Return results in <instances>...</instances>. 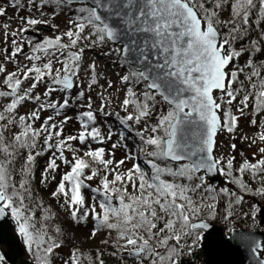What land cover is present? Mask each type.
I'll return each mask as SVG.
<instances>
[{
	"label": "snow or ice",
	"instance_id": "snow-or-ice-1",
	"mask_svg": "<svg viewBox=\"0 0 264 264\" xmlns=\"http://www.w3.org/2000/svg\"><path fill=\"white\" fill-rule=\"evenodd\" d=\"M5 4L0 17L10 7L8 19L20 26L0 25V220L13 222L33 264H56L65 244L62 228L49 234L57 213L38 196L62 165L51 199L74 224L92 221L90 239L107 238L90 254L72 245L60 264H196L224 202L225 222L239 215L264 224V204L243 209L247 194L264 198V146L259 158L241 153L239 166L234 154L217 155L221 134L243 131L241 118L261 129L242 139L264 144V0ZM41 25L53 34L40 36ZM30 30L35 38L24 36ZM104 58L111 66L101 70ZM73 120L76 134L64 135ZM229 148L235 153L237 144ZM217 175L229 186L214 185ZM232 241L249 264H264L256 233L233 226L224 243Z\"/></svg>",
	"mask_w": 264,
	"mask_h": 264
},
{
	"label": "trees",
	"instance_id": "trees-1",
	"mask_svg": "<svg viewBox=\"0 0 264 264\" xmlns=\"http://www.w3.org/2000/svg\"><path fill=\"white\" fill-rule=\"evenodd\" d=\"M243 60L244 58H241V64H243ZM243 78V77H241ZM0 102H3V98H0ZM69 115H74V111H69L68 113ZM74 123L77 125V128L79 127V125L76 123L75 120L71 121L68 125L65 126V133L64 135H69V134H76V130L77 128L75 127L74 130ZM35 126H39V122L35 125ZM77 142H74V146L76 145ZM93 147H96L95 144H93ZM66 155H68L69 159L71 158V154L70 153H66ZM123 157V151L122 150H118L116 152V158L117 159H121ZM48 155L46 154L43 157H39L37 160V165L34 169V175L36 177V179L33 181V183H38L39 181V176H40V172L43 170V167L46 165V161H47ZM142 164V161H140ZM242 161H235L236 166H239V164ZM132 164V161L127 162L126 166L124 167L123 170H125V168L127 166H130ZM19 166V165H18ZM146 170H148L146 168V166H144ZM66 170L65 167L62 165L61 166V170L60 172L57 174V181L59 180V176L63 173V171ZM245 180L249 183H252L254 187H260V184L258 181H252L250 176H245ZM56 182H52L47 188H44V186H40L39 191H38V196L39 198H42L44 200L45 206L47 207L49 204L52 205V210L53 212L57 213V217L58 218H54V220L50 223V231L49 234L50 235H57L52 229H54L55 227H60L64 230L65 235L64 236H59V239H62L65 241L64 247L62 249V251L60 252V254L57 256L56 258V264H60V259L64 256V254H66L69 249L72 247V245H75L77 248H81L83 250V252L85 254H90L91 252H94L96 250L97 247L100 246V240L101 239H105L107 238L106 235L102 232L100 233L95 239H90V229L92 228V221L89 220V222L85 225V224H81V225H76L71 221V218L69 215H67L62 209L59 208L58 205L55 204V201H53L49 195V193L54 190L55 188V183ZM96 183H98V180L96 181ZM232 187L234 188L235 185H232ZM235 190L236 187L234 188ZM84 194L86 197H88L90 199L91 197V193L85 189L84 190ZM253 198L251 194H247L245 197V203L243 205V209L244 211H248L249 207L246 206V204L248 203L247 201L249 200L250 202H258V203H262L264 202V198H261L259 196L254 197L255 200L251 199ZM248 199V200H247ZM262 200V201H260ZM260 201V202H259ZM226 202L223 203V206L220 207V213L217 215V217L212 220L215 223H221L222 226H224V220L222 218L221 221V217L223 215V211H224V204ZM239 211V210H238ZM41 215L40 212H37V217L39 218V216ZM219 218V219H218ZM236 219V225L240 224L241 226L244 227H248L251 226L253 224V221L248 219L245 220L243 219V217L237 215L233 217V220ZM252 222V223H251ZM23 245V244H22ZM87 246V247H86ZM24 247V246H23ZM25 249V248H24ZM111 250V248H109V251ZM26 252V250H25ZM26 254L28 255L29 258H31L30 254L26 252ZM32 259V258H31ZM86 264V262H85ZM108 264H116L115 258H112L108 261Z\"/></svg>",
	"mask_w": 264,
	"mask_h": 264
},
{
	"label": "water",
	"instance_id": "water-1",
	"mask_svg": "<svg viewBox=\"0 0 264 264\" xmlns=\"http://www.w3.org/2000/svg\"><path fill=\"white\" fill-rule=\"evenodd\" d=\"M41 31L53 34V31L48 27L40 26ZM35 38V37H33ZM220 176L217 175L212 183L218 185ZM261 204V203H260ZM260 218L258 217V220ZM212 228L207 230L211 234L205 240V250L199 253V262L203 264H249L247 253L242 248H238L234 241L224 243L228 234L225 235L223 228L215 223H212ZM264 223V221H262ZM248 232V231H238ZM258 238L264 240V232H254ZM4 248V250L2 249ZM0 254L5 255L7 264H31L22 261V257L27 256L22 242L15 232L14 224L10 220H0Z\"/></svg>",
	"mask_w": 264,
	"mask_h": 264
},
{
	"label": "rangeland",
	"instance_id": "rangeland-1",
	"mask_svg": "<svg viewBox=\"0 0 264 264\" xmlns=\"http://www.w3.org/2000/svg\"><path fill=\"white\" fill-rule=\"evenodd\" d=\"M0 2H5L4 0L3 1H1L0 0ZM4 6H6V7H8V5H6L5 3L3 4ZM23 13V12H22ZM11 16H13V12L11 11V8L9 7V10H8V17H11ZM8 17H0V22L3 24V23H9L10 24V26H11V28L13 29V30H15L16 28H18L19 26H20V21L19 20H17V19H12V20H9L8 19ZM55 23H57V24H59L60 25V30L61 31H63V30H65V23H66V21H65V19L63 18V17H61L60 19H57L56 21H55ZM55 34H59L58 32L57 33H55ZM46 35V34H45ZM0 40H2V36H0ZM87 55H88V57L89 58H92V59H96L97 58V56L94 54V51L93 50H87ZM23 58L21 57V60H22ZM106 64H108L109 66H111L110 65V62L109 61H107V59L106 58H104L101 62H100V65H99V67H100V69L101 70H105V65ZM8 67H9V69L10 70H12V69H14V65H11V64H9L8 65ZM40 91H42V86H41V88L39 89ZM219 93H217V95H218ZM29 107H31V105H29ZM25 112H26V109L25 108H21L20 110H19V113L20 114H25ZM49 113H43L42 114V116H46V115H48ZM222 115V114H221ZM251 117H248V118H241V120H240V127H241V129L243 130V131H240V132H238L237 134H234V138H233V136H230L229 134H227V133H223V134H221L220 136H219V140H218V142L219 143H222L223 144V148L222 149H218L217 150V155H220V154H222V152H227L229 155H232V154H234L235 156H236V159L238 158V157H241V158H243L242 156H241V153H243L244 154V156H246L247 158H249L250 160H252V158H253V153H255L256 154V158H259V153H258V146H264V144H260L259 142H257V144L256 145H252V146H249V142H246V141H244L243 139H242V137L245 135V134H247L248 136H250V137H252V136H254L257 132H259L261 129L259 128V126L257 125V126H252L250 123H249V119H250ZM38 123V122H37ZM75 127L77 128V125L74 123V130H75ZM231 143H236L237 144V150H236V152L235 153H231V151H230V148H229V146H230V144ZM253 162H254V160H253ZM133 163V162H132ZM128 167H131V165L130 166H127L126 168H125V170L128 168ZM220 176V175H219ZM218 187H223V186H229V185H227V183H226V178L225 177H223V176H220V178H219V180H218ZM232 187V186H231ZM233 188V187H232ZM235 188V187H234ZM233 188V190H235ZM251 199H253V200H255V198H251ZM248 200V199H247ZM260 201H262V200H260ZM259 201V202H260ZM248 203L246 204V206L247 207H249V204H251L252 202H250L249 200L247 201ZM261 204H264V202H262ZM223 206V203L220 205V207H222ZM222 218H223V215H222V217H221V221H222ZM219 219V218H218ZM258 219V218H257ZM234 221H235V223H234V225L233 224H229V223H227V222H224L223 224H224V226H222L221 225V223H215L214 221H210V222H212V223H215V224H217L218 226H221L222 228H223V231H224V233H225V235H227L228 234V228H230V227H235L236 228V231L238 232V231H251V232H264V224H262V225H260V226H254L253 224L251 225V226H248V227H244V226H241L240 224H237L236 225V219H234ZM252 223V222H251ZM87 247V246H86ZM3 250H4V248H2ZM200 254H202V253H200ZM28 256V255H27ZM25 261L26 263H31V264H33V261H32V259L31 258H29V257H22V261ZM5 264H7L6 262H5ZM196 264H203V262H199V261H197L196 262Z\"/></svg>",
	"mask_w": 264,
	"mask_h": 264
},
{
	"label": "flooded vegetation",
	"instance_id": "flooded-vegetation-1",
	"mask_svg": "<svg viewBox=\"0 0 264 264\" xmlns=\"http://www.w3.org/2000/svg\"><path fill=\"white\" fill-rule=\"evenodd\" d=\"M1 1H3V0H1ZM5 1V0H4ZM5 2H0V5H2V6H4L3 4H4ZM18 15H22L21 13H19ZM6 17H8V16H6ZM1 23V22H0ZM30 33H32V34H34V35H36L35 33H34V31L33 30H30L29 31ZM29 32H27L28 34H29ZM40 34V33H39ZM25 36V35H24ZM40 36H42L41 34H40ZM27 50V49H26Z\"/></svg>",
	"mask_w": 264,
	"mask_h": 264
}]
</instances>
